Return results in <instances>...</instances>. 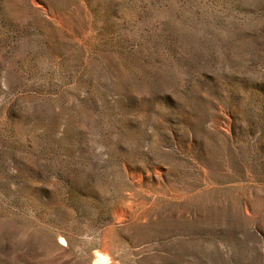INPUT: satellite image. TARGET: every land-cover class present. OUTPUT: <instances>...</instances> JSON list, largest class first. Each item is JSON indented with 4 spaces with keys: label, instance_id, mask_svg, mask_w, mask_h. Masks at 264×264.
Segmentation results:
<instances>
[{
    "label": "rangeland",
    "instance_id": "obj_1",
    "mask_svg": "<svg viewBox=\"0 0 264 264\" xmlns=\"http://www.w3.org/2000/svg\"><path fill=\"white\" fill-rule=\"evenodd\" d=\"M0 264H264V0H0Z\"/></svg>",
    "mask_w": 264,
    "mask_h": 264
}]
</instances>
